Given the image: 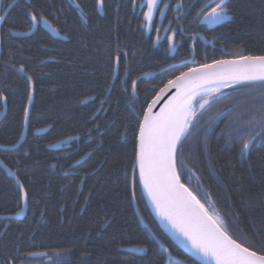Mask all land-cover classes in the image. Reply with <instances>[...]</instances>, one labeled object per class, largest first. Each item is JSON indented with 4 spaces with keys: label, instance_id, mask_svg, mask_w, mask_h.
Instances as JSON below:
<instances>
[{
    "label": "trees",
    "instance_id": "trees-1",
    "mask_svg": "<svg viewBox=\"0 0 264 264\" xmlns=\"http://www.w3.org/2000/svg\"><path fill=\"white\" fill-rule=\"evenodd\" d=\"M2 1L5 8L16 0ZM168 1L173 8L180 0ZM203 2L183 0L178 21L169 9L163 27L172 31L163 29L159 44L146 33L144 16L133 11L131 0H107L102 12L90 6L87 22L78 21L65 0H22L12 9L1 30L0 95L6 97L7 116L0 123V147L14 150H0V160L28 192V213L23 221L0 220V264H167L166 253L141 224L134 198L171 252L170 264H197L153 218L137 176L133 184V165L147 105L170 80L193 68L194 54L195 67L264 55V0H230L232 18L213 28L197 23ZM29 13H42L52 27L41 23L28 35ZM193 36L213 47L197 41L192 48ZM161 71L140 81L134 97L133 81ZM247 95L258 91L237 93L208 111L215 115ZM256 106L258 101L247 102L219 117L207 134L200 131L185 141L187 171L179 164L178 170L181 183L206 207L214 204L238 243L264 254V141L242 155L247 137L230 140L222 131ZM208 118L205 113V123ZM26 127L25 142L16 149ZM68 139L75 141L52 150ZM21 207L19 187L0 167V217L15 216ZM36 254L48 257L30 258Z\"/></svg>",
    "mask_w": 264,
    "mask_h": 264
},
{
    "label": "snow or ice",
    "instance_id": "snow-or-ice-1",
    "mask_svg": "<svg viewBox=\"0 0 264 264\" xmlns=\"http://www.w3.org/2000/svg\"><path fill=\"white\" fill-rule=\"evenodd\" d=\"M97 3L102 8L104 0H97ZM159 3H163V0H159ZM229 4L230 0H204L197 12V23L218 25L230 20L232 17L229 15ZM145 6L147 11L143 15L146 26L159 32L152 25V21L154 12L157 11L159 17H165L163 9L158 10V0H144L141 7ZM182 6L177 4V8ZM77 7L79 8L78 4ZM2 9L3 2L0 0V10ZM29 16L33 27L41 23L52 27L42 13L39 17L36 13H29ZM81 16L83 17V13ZM5 20L6 16L0 14V22ZM174 35L173 32V37L169 39L174 38ZM116 62H119V56L116 57ZM135 87L136 82L133 81L134 94ZM171 89H175V93L158 112H153L161 97ZM226 89L233 91L228 92ZM253 89L258 91L257 96L247 95L246 101L228 105L223 110H217L215 115L208 111L213 105L231 99L237 93ZM0 99L6 100V97L0 95ZM257 101L258 106L236 116L222 130L230 134V140L246 136L240 151L242 155H247L256 143L264 141V55L221 59L190 68L168 82L160 94L147 105L142 121L138 123L133 176L135 177L138 170L139 180L147 190L159 216L167 221L176 237L203 264H264V254H258L243 243H238L229 234L226 222L219 216L214 204L209 202L206 207L205 203L181 183L182 173L178 170L179 164L180 168L187 171L182 158L185 141L200 131L207 134L219 117L231 115L247 102ZM205 113L209 117L206 123ZM20 188L21 201L26 206L28 192L23 189L22 184ZM22 211L23 207L20 208V212ZM165 252L171 255L167 248Z\"/></svg>",
    "mask_w": 264,
    "mask_h": 264
},
{
    "label": "water",
    "instance_id": "water-1",
    "mask_svg": "<svg viewBox=\"0 0 264 264\" xmlns=\"http://www.w3.org/2000/svg\"><path fill=\"white\" fill-rule=\"evenodd\" d=\"M22 0H16L8 9L7 11L4 13V16H6V19L8 17V15L10 14V12L12 11V9L21 2ZM176 14H179V8L176 9L175 11ZM1 14V13H0ZM178 18V17H177ZM176 18V19H177ZM6 21V20H5ZM0 22V73H1V60H2V33H1V30H2V27L4 25V22ZM210 28H213L215 25H209ZM38 30V27H33V30L31 31V33H29L28 35L30 36H33L34 34H36ZM182 30V33L183 32V29ZM15 36L17 38H25L26 35H23V34H15ZM192 40H193V45H192V48H194L195 44L197 43V41H201L206 47H213V44L211 42H208L204 37L202 36H193L192 37ZM195 58V54L193 56V59L189 62V64L192 66V67H195L196 65L193 64V60ZM165 71H161L159 73H154V74H146V75H143L142 77H140L137 81H136V87H135V94L133 93L134 97L136 96V89H137V85L140 81H148L150 80L151 78H155L157 77L158 75L164 73ZM165 88V87H164ZM161 92V91H160ZM160 92L157 94L159 95ZM175 93V89H171L169 90L168 92H166L162 97L161 99L159 100V102L154 106L153 108V112H158L160 110L161 107H163L164 103ZM156 98V97H155ZM154 98V99H155ZM7 116V102L6 100L4 101V111L2 113V115L0 116V123L6 118ZM26 135H27V127L25 128V131H24V134H23V137L20 141V143L18 144V146L16 147V149L20 148L23 143L25 142V139H26ZM75 141V139H68V140H65V141H62L56 145H54L52 147V150L54 151H61L64 147L68 146V145H71L73 142ZM0 150L2 151H10V150H14V149H9V148H2L0 147ZM0 167L4 170V172L9 175V177L17 184V186L19 187L20 189V192H21V188H20V185H21V182L18 180V178L16 177V175L10 171L1 161H0ZM137 176L138 178V181H139V185H140V188H141V191H142V194H143V197L145 199V202L153 216V218L155 219V221L157 222V224L159 225V227L161 228V230L165 233V235L170 239V241L178 248L180 249L183 253H185L189 258H191L193 261H195L197 264H203V261L198 258V257H195L192 255L191 251L184 246V244L181 242L180 239H178L176 237V235L172 232L170 226L168 225L167 221L163 220L159 214H158V211L156 209V207L154 206L153 204V201L152 199L150 198L148 192L146 189H144L142 183L140 182L139 180V174H138V170L136 172V175L135 177ZM135 177L133 176V184H134V181H135ZM24 189V187H23ZM21 195H22V192H21ZM134 206H135V209H136V213H137V216L141 222V224L145 227V229L149 232L150 236L152 238L155 239L157 245L165 252V246L163 245V247L161 246V242H159L157 240V238L155 237V235L153 234V232L150 230V228L148 227V225L146 224V222L144 221V219L142 218V216L140 215L139 211H138V208H137V204H136V201H135V198H134ZM28 213V203L27 205H23V211L18 214L17 216H14V217H0V220H4V221H23L25 218H26V215ZM166 255H167V264H170L174 258L172 255H168V252H165ZM48 255L46 254H36V255H31L30 258L32 259H43V258H46Z\"/></svg>",
    "mask_w": 264,
    "mask_h": 264
},
{
    "label": "flooded vegetation",
    "instance_id": "flooded-vegetation-1",
    "mask_svg": "<svg viewBox=\"0 0 264 264\" xmlns=\"http://www.w3.org/2000/svg\"><path fill=\"white\" fill-rule=\"evenodd\" d=\"M65 2L68 5L73 6V10H75V14L77 15L78 21L81 20V21L85 22L86 21V18L88 19V11H91L90 10V6L92 8L94 7L95 10L102 12V11H104L105 4L107 3V0H104V3H103L102 8H100L98 6L97 0H65ZM77 4L79 5V8L77 7ZM131 4H132V9H133L134 12H137L140 15L144 16L143 13L147 11V7L146 6L145 7H141V5L144 4V0H131ZM178 4H182L183 5V0H180ZM164 5H167V7H164ZM5 8L3 6V9L0 10L1 11V14H4L9 7H5ZM161 8L163 10L165 9V13H167V11L169 9H171L175 13V11L177 9V5H175L172 8V4L169 3L168 0H164L163 5H162ZM81 13H83V17L81 16ZM179 14H180L181 17L184 15L183 6L179 8ZM178 19H179V17L176 20L178 21ZM143 21L145 22V18H143ZM158 23H159V21L156 18L155 25H158ZM145 26H146V23H145L144 27ZM165 28L168 29L169 26H165ZM165 28L163 27L164 31L166 30ZM165 32H166L165 34H168L169 31H165ZM22 205H23V203H22ZM17 215H15V216H17ZM10 217H14V216H10Z\"/></svg>",
    "mask_w": 264,
    "mask_h": 264
},
{
    "label": "rangeland",
    "instance_id": "rangeland-1",
    "mask_svg": "<svg viewBox=\"0 0 264 264\" xmlns=\"http://www.w3.org/2000/svg\"><path fill=\"white\" fill-rule=\"evenodd\" d=\"M163 2H164V0H163ZM162 5H163V3H159V0H158V10H159V8L162 7ZM163 11L165 13V9ZM156 18L159 21L158 25H155ZM163 20H164V18L159 17L158 11H157V12H154L152 25L154 26V28H158L159 29V32L153 30L152 28H149L148 26H145L146 33L148 35H150V36L151 35H154L156 44H159L162 41V38L164 36L162 34V30H163ZM157 36H159V39H157ZM39 264H49V262H39Z\"/></svg>",
    "mask_w": 264,
    "mask_h": 264
},
{
    "label": "bare ground",
    "instance_id": "bare-ground-1",
    "mask_svg": "<svg viewBox=\"0 0 264 264\" xmlns=\"http://www.w3.org/2000/svg\"><path fill=\"white\" fill-rule=\"evenodd\" d=\"M197 99H199V98H197ZM196 102L194 101V104H195ZM1 161V160H0ZM2 162V161H1ZM3 163V162H2ZM2 169V168H1ZM3 170V169H2ZM4 171V170H3ZM9 176V175H8ZM16 184V183H15ZM17 185V184H16Z\"/></svg>",
    "mask_w": 264,
    "mask_h": 264
}]
</instances>
